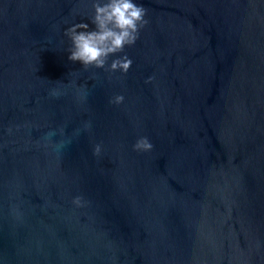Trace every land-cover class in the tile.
<instances>
[{"label": "water", "instance_id": "1", "mask_svg": "<svg viewBox=\"0 0 264 264\" xmlns=\"http://www.w3.org/2000/svg\"><path fill=\"white\" fill-rule=\"evenodd\" d=\"M93 2L0 0V264H264V0H134L127 73Z\"/></svg>", "mask_w": 264, "mask_h": 264}, {"label": "clouds", "instance_id": "2", "mask_svg": "<svg viewBox=\"0 0 264 264\" xmlns=\"http://www.w3.org/2000/svg\"><path fill=\"white\" fill-rule=\"evenodd\" d=\"M93 14L90 29L88 23H76L65 31V35L71 41L68 49L70 61H79L84 69L90 66L97 69H105L108 72L127 73L131 67L132 60L127 55L121 56L111 61L108 59L117 53H122L125 46H132L136 43L139 32L148 24L145 19L147 10L142 4L134 0H94L92 3ZM58 97L60 92L53 89L50 93ZM123 95L114 96L109 103L122 104ZM90 127V124L86 125ZM11 132V129L8 130ZM63 133V129L60 130ZM55 135L54 132L46 134V139ZM154 145L148 137L142 136L133 144L135 151H151ZM101 154V145H95L93 155ZM73 204L82 207V198L77 196L73 199Z\"/></svg>", "mask_w": 264, "mask_h": 264}]
</instances>
